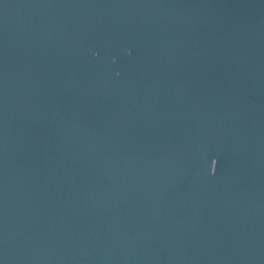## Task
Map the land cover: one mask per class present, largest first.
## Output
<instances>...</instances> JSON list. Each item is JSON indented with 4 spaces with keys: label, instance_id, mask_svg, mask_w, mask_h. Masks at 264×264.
I'll list each match as a JSON object with an SVG mask.
<instances>
[{
    "label": "water",
    "instance_id": "obj_1",
    "mask_svg": "<svg viewBox=\"0 0 264 264\" xmlns=\"http://www.w3.org/2000/svg\"><path fill=\"white\" fill-rule=\"evenodd\" d=\"M0 264H264V0H0Z\"/></svg>",
    "mask_w": 264,
    "mask_h": 264
},
{
    "label": "clouds",
    "instance_id": "obj_2",
    "mask_svg": "<svg viewBox=\"0 0 264 264\" xmlns=\"http://www.w3.org/2000/svg\"><path fill=\"white\" fill-rule=\"evenodd\" d=\"M213 160H215L216 161V159H213ZM216 165H217V161H216ZM212 173V172H211ZM212 174H215V173H212Z\"/></svg>",
    "mask_w": 264,
    "mask_h": 264
}]
</instances>
